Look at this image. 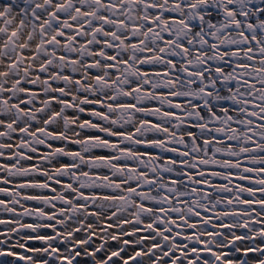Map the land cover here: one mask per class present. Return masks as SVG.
I'll return each mask as SVG.
<instances>
[{
  "label": "snow or ice",
  "instance_id": "1",
  "mask_svg": "<svg viewBox=\"0 0 264 264\" xmlns=\"http://www.w3.org/2000/svg\"><path fill=\"white\" fill-rule=\"evenodd\" d=\"M0 264H264V0H0Z\"/></svg>",
  "mask_w": 264,
  "mask_h": 264
}]
</instances>
